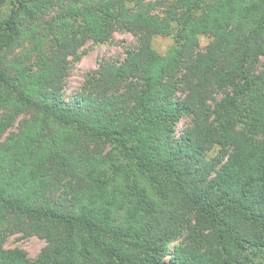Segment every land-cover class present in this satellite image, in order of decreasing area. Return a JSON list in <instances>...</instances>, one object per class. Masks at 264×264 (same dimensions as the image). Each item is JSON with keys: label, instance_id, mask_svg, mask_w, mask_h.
Segmentation results:
<instances>
[{"label": "trees", "instance_id": "16d2710c", "mask_svg": "<svg viewBox=\"0 0 264 264\" xmlns=\"http://www.w3.org/2000/svg\"><path fill=\"white\" fill-rule=\"evenodd\" d=\"M157 4L0 0V264L264 263V0ZM117 28L136 46L67 93Z\"/></svg>", "mask_w": 264, "mask_h": 264}, {"label": "rangeland", "instance_id": "374dc122", "mask_svg": "<svg viewBox=\"0 0 264 264\" xmlns=\"http://www.w3.org/2000/svg\"><path fill=\"white\" fill-rule=\"evenodd\" d=\"M158 4L153 11L160 17H164L169 6H173V0H157ZM168 13V12H167ZM201 49L206 51L211 39L207 36H201ZM173 39L171 36L158 35L154 39L155 48L165 53L172 45ZM137 44V38L129 31L121 28H117L113 32L112 39L106 43H96L93 40H87L81 48L79 60H72L70 66V73L67 79V93H74L85 80V74L96 70L99 63L103 59H115L119 60L126 55L128 49L135 47ZM258 71L264 70V54L260 56L257 64ZM220 98V95H217ZM191 124V117L185 116L181 119L177 133L189 127ZM181 240V239H180ZM178 240V242L180 241ZM46 245V241L39 236L33 235L29 237H23L21 234L11 235L5 242V246L21 247L26 251L30 258H35L42 248ZM174 245L170 244L169 249ZM264 264V263H260Z\"/></svg>", "mask_w": 264, "mask_h": 264}]
</instances>
